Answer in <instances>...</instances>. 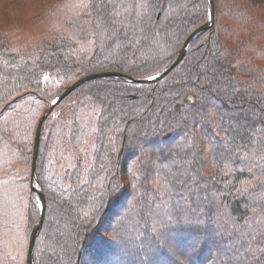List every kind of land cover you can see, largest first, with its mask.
Masks as SVG:
<instances>
[{"label": "trees", "instance_id": "obj_1", "mask_svg": "<svg viewBox=\"0 0 264 264\" xmlns=\"http://www.w3.org/2000/svg\"><path fill=\"white\" fill-rule=\"evenodd\" d=\"M78 3L0 0V109L9 103L16 109L7 113V127L14 129L10 142L0 139V184L6 185L0 186V264H28L30 238L42 214L31 182L35 140L51 101L92 74L159 77L189 36L209 22L207 0H149L142 25L151 39L105 56L77 42L69 21L84 18L82 13L75 17ZM224 7L227 11L191 42L183 61L165 78L151 83L92 80L47 116L35 176L47 209L33 264H227L228 241L217 218L191 214L175 223L184 202L160 195L192 152L207 154L209 140L219 143L218 133L229 141V159L203 171L214 177L211 184L235 217L246 209L250 215L255 206L252 199L234 200L231 193L251 178L236 171L243 167L237 156L249 145L264 147V0H224ZM25 71L30 78L23 76ZM72 100L69 114L49 125L56 110ZM91 108L97 114L88 167L80 151L89 133L81 111ZM207 113L215 118L197 123ZM71 152L76 156L72 164ZM169 215L173 224L161 228L159 222ZM25 228L27 243L21 251L15 234Z\"/></svg>", "mask_w": 264, "mask_h": 264}, {"label": "snow or ice", "instance_id": "obj_2", "mask_svg": "<svg viewBox=\"0 0 264 264\" xmlns=\"http://www.w3.org/2000/svg\"><path fill=\"white\" fill-rule=\"evenodd\" d=\"M218 3L220 7H217ZM150 6L149 0H80V3L75 5L78 9L75 17L79 18L82 13L84 18L79 23L69 21V26L79 36L77 42L87 44V52H96L98 49L107 56L123 48H134L141 45L142 41L151 39L142 25ZM226 11L224 0H207L204 16L215 24L218 13ZM221 28L227 33L228 29L224 25H221ZM220 48L223 52L234 55L226 46L220 45ZM201 67L197 65L195 70L199 71ZM84 70L87 71V67ZM192 71L193 69H189V72ZM23 76L30 78L31 73L25 71ZM24 90L28 91L27 88ZM17 92L19 93V88ZM58 102L59 97L53 99L51 104L57 105ZM10 108L16 111L10 103L8 107L0 109V120L3 121V126H0V139L7 137L6 142H10L14 132V129L7 127V113ZM215 115L207 113L206 116H200L197 123L202 119L212 120ZM160 123L163 124V121ZM214 137L219 143L213 144L209 140L207 154L199 150L192 152L176 173L172 174L170 181L166 182L160 195L175 196L178 202H184L177 213L175 223H179L182 216L191 214H195L197 219L201 216L217 218L218 226L223 229L222 234L228 241L225 253L227 264H264V147L249 145L247 150L236 158L243 165L236 171L247 172L251 178L242 181L239 187L234 186L235 191L231 193L233 199L245 197L252 199L255 205L250 210V215L246 209L245 213L237 218L223 206L222 194L211 184L214 177L206 175L203 171L205 167L214 166L218 160L229 159L231 149L227 138L221 139L218 133H214ZM261 143L264 144V141ZM137 147L141 151L144 150L142 144H137ZM144 171L146 174L147 170ZM132 178L134 181L138 179L136 172L132 173ZM173 188L176 190L173 191ZM257 197L258 200L255 199ZM159 223L161 228L169 227L173 224V217L169 215Z\"/></svg>", "mask_w": 264, "mask_h": 264}, {"label": "water", "instance_id": "obj_3", "mask_svg": "<svg viewBox=\"0 0 264 264\" xmlns=\"http://www.w3.org/2000/svg\"><path fill=\"white\" fill-rule=\"evenodd\" d=\"M213 25L214 24L209 21L207 24L203 25L202 27H200L199 29L194 31L189 36V38L186 40L185 45H184L180 55L176 59V61L162 75H160L156 79L140 80V79H136V78H134L132 76H128L126 74H122V73H119V72H102V73L88 75L86 77L81 78L80 80H78L73 85L69 86L66 89V91L59 97L58 104L60 102H62L66 97H68L78 87L82 86L83 84H85V83H87L89 81L96 80V79H101V78H106V77H118V78H122V79H125V80H128V81L142 82V83H149L150 82L151 83V82H156V81H159V80L165 78L168 74H170L183 61V59L185 58L186 53H187V51L189 49V46H190L191 42L197 36H199L201 33L206 31L207 29L211 28ZM57 105H52L51 106L50 111L47 112L42 117V119L39 122L38 128H37V134H36V140H35V148H34V156H33V169H32V180H31V182H32L33 189L38 191V193L40 195L41 203H42V214H41L40 222L36 226V228L33 230L31 238H30V245H29V250H28V264H33L34 248H35L37 236H38V233H39L40 229L43 226L45 215H46V209H47V202H46V198H45L44 194L41 191H39L37 189V187L35 186V176H36L37 160H38L39 150H40L42 127H43L44 121L46 120L45 117L48 116L49 113Z\"/></svg>", "mask_w": 264, "mask_h": 264}, {"label": "rangeland", "instance_id": "obj_4", "mask_svg": "<svg viewBox=\"0 0 264 264\" xmlns=\"http://www.w3.org/2000/svg\"><path fill=\"white\" fill-rule=\"evenodd\" d=\"M0 18L4 19V16H0ZM27 100L31 101L32 99L29 97ZM73 101L72 100L71 102L69 103H64L60 108H58L56 110V112L54 113V115L51 117V120H50V123L49 125L53 124L54 121H59V120H62L63 118H65L69 112L71 111L72 109V106H73ZM22 104H25V103H22ZM45 107H43L44 109ZM41 109L40 111L38 110V112L36 113V119L38 121V118L40 117L41 113H42V110ZM97 114L95 111H93V109L91 108L90 110H83L81 111V118H82V122L84 124V127L86 129H89L87 130L89 133L87 134V138L85 139L84 143L82 144L81 146V152H83V154L85 155V159H86V163H87V166L89 167L90 164H91V161H92V155H91V145H92V136L90 135L91 134V130H93L94 128V122H93V117L94 115ZM35 119V120H36ZM37 121H32L31 123H36L37 124ZM35 124V125H36ZM67 125V124H66ZM0 149H3V148H0ZM75 151V149H74ZM71 157H70V162L71 164L73 163V161L75 160L76 156H75V153L74 152H71L70 153ZM0 155H3V153H1ZM5 161V160H4ZM2 161V162H4ZM21 164L23 163V165L25 164V166L23 167H19L20 169H24V171L26 170V163L25 162H20ZM20 164V165H21ZM0 166L1 163H0ZM0 186H6L5 184H0ZM17 187L23 189L24 187L23 186H18ZM24 230H25V233H26V228L21 230V231H16L17 233L15 234V239L18 243V246H19V249L21 251H24L25 247H26V243H27V238H26V234H24Z\"/></svg>", "mask_w": 264, "mask_h": 264}]
</instances>
